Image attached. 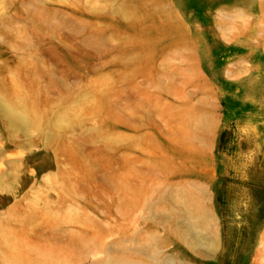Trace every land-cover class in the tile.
Returning a JSON list of instances; mask_svg holds the SVG:
<instances>
[{
	"label": "rangeland",
	"instance_id": "374dc122",
	"mask_svg": "<svg viewBox=\"0 0 264 264\" xmlns=\"http://www.w3.org/2000/svg\"><path fill=\"white\" fill-rule=\"evenodd\" d=\"M199 7L205 26L178 0H0V264H110L147 245L161 262L264 264V0ZM191 187L212 247L146 207L173 216L169 194Z\"/></svg>",
	"mask_w": 264,
	"mask_h": 264
},
{
	"label": "bare ground",
	"instance_id": "6f19581e",
	"mask_svg": "<svg viewBox=\"0 0 264 264\" xmlns=\"http://www.w3.org/2000/svg\"><path fill=\"white\" fill-rule=\"evenodd\" d=\"M124 12L129 14V10L126 7L122 6ZM163 30V29H162ZM161 31V30H160ZM164 32V31H163ZM167 33V32H166ZM195 73V72H194ZM9 106L13 110L15 105L14 103H9ZM20 107V106H19ZM39 108V107H38ZM18 115L19 118L24 120L26 123H33V119L29 114V109L24 105H21L20 110L12 111ZM32 113L36 114L35 111ZM191 117H189L190 119ZM194 124L200 129V131L206 132L212 125V121L208 117H198L191 118ZM59 121L54 123L58 125ZM53 126V125H52ZM128 190V189H126ZM130 194V193H129ZM141 194V193H140ZM136 196V195H135ZM134 196V197H135ZM139 196V195H137ZM133 199L135 202L137 198ZM201 194L199 189L196 187H191V189L176 190L169 194V198L174 203V215L173 216H157L152 213V210L149 207V201H146V207L150 210L153 218H158L160 220L168 221L171 223L173 232H175L182 240L185 241L188 246L193 249H200V247H212L215 245L214 240V221L210 211L203 205L201 200ZM135 254L142 259L149 260L152 264H174L171 260H166L161 262L160 255L161 249L157 246L147 245L143 248L135 249H126L122 251V255L117 258L110 260V264H148L144 262H130L125 257L127 255ZM176 260V259H175ZM16 262V261H15ZM62 262V261H61ZM54 264H61L55 262Z\"/></svg>",
	"mask_w": 264,
	"mask_h": 264
},
{
	"label": "trees",
	"instance_id": "16d2710c",
	"mask_svg": "<svg viewBox=\"0 0 264 264\" xmlns=\"http://www.w3.org/2000/svg\"><path fill=\"white\" fill-rule=\"evenodd\" d=\"M181 2V6L183 7L182 11L183 13L187 16H194V22L195 23H200V24H205V22H210V15L206 13V11L202 10V7H199L200 0H178ZM205 26V25H204ZM207 40L211 42L213 45H221V42L219 39H217L211 32L208 33L207 35ZM224 58H218V57H213L212 62L210 65L205 62V70L207 74L214 80V82L219 85L221 88H224L225 86V78L223 75V69L225 66ZM220 70L216 72V70ZM227 91V90H226ZM222 106H223V114H224V125H223V131L221 132V135L219 137L218 141V148H217V158L218 162L220 164L222 160L221 156V149L224 146L223 143V136H224V131L228 127V119L231 115V108H230V100L228 95H226L223 100H222Z\"/></svg>",
	"mask_w": 264,
	"mask_h": 264
}]
</instances>
